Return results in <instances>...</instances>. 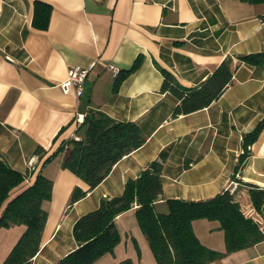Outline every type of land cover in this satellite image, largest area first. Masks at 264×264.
Masks as SVG:
<instances>
[{"label":"crops","instance_id":"crops-1","mask_svg":"<svg viewBox=\"0 0 264 264\" xmlns=\"http://www.w3.org/2000/svg\"><path fill=\"white\" fill-rule=\"evenodd\" d=\"M51 6L46 30L32 27L33 2ZM264 52V3L240 0H0V159L25 174L30 185L41 173L52 181L42 203L47 219L31 264H56L77 246L72 229L102 199L123 193L159 153L170 148L163 165L162 197L205 201L224 190L233 194L244 216L264 228V214L252 206L249 186L264 188V127L245 148L243 139L264 119V67L240 65L232 83L206 108L172 118L177 100L160 92L170 71L184 86H199L227 57ZM138 67L115 86L120 73ZM79 97L60 83L71 67L88 68ZM109 66L117 67L115 75ZM90 110L118 122L135 123L145 138L124 156L93 190L61 168L63 155L43 165L37 147L53 152L75 135ZM75 188L86 195L69 205ZM19 189L12 191L14 197ZM5 206V204H4ZM3 206V207H4ZM2 207V208H3ZM137 206L118 215L119 242L93 264H155L136 216ZM198 240L224 252L217 221L192 222ZM24 231L0 229V264ZM208 264H264V242Z\"/></svg>","mask_w":264,"mask_h":264},{"label":"trees","instance_id":"trees-1","mask_svg":"<svg viewBox=\"0 0 264 264\" xmlns=\"http://www.w3.org/2000/svg\"><path fill=\"white\" fill-rule=\"evenodd\" d=\"M248 4L264 3V0H240ZM51 6L33 2L32 27L46 30L51 16ZM139 64L120 73L116 85ZM264 67V52L231 57L221 61L211 74L196 87L182 85L167 69L158 67L163 80L160 92H168L177 100L171 117L202 110L217 100L232 83L240 65ZM264 119L246 134V149L258 137ZM75 135L79 139L62 140L48 154L41 147L35 149L43 165L62 154L61 168L70 171L93 190L110 173L112 167L124 156L140 148L145 138L132 122H118L97 110H90L83 121L77 123ZM170 148L162 150L157 159L150 162L136 179L125 182L123 193L110 199H102L99 206L81 215L73 225L72 234L77 246L56 264H93L106 253H111L119 242L115 218L137 206L135 216L154 257L155 264H208L239 250L264 242V228L244 216L233 194L224 190L205 201L167 200L166 210L159 211L157 202L162 197L161 174ZM26 175L12 169L0 159V229L22 225L24 231L1 264H31L40 247L41 234L48 216L42 208L52 196V181L38 173L34 181L25 184ZM249 186V195L255 211L264 214V188ZM19 192L12 198V191ZM86 195L75 188L69 205ZM5 204V206H4ZM4 206V207H3ZM3 207V208H2ZM199 219L217 221L223 231L225 251L218 252L204 246L195 236L192 222ZM117 264H134L124 259Z\"/></svg>","mask_w":264,"mask_h":264},{"label":"built area","instance_id":"built-area-1","mask_svg":"<svg viewBox=\"0 0 264 264\" xmlns=\"http://www.w3.org/2000/svg\"><path fill=\"white\" fill-rule=\"evenodd\" d=\"M93 67L90 65L88 68L81 67H71L67 71L66 78L60 83V88L64 93H73L76 97H79L83 90L84 81L89 70ZM109 69L115 74L118 75L120 70L117 67L109 66ZM72 138L79 139L76 135H73Z\"/></svg>","mask_w":264,"mask_h":264}]
</instances>
